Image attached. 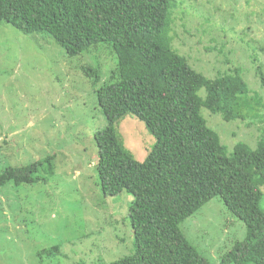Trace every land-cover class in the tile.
I'll return each mask as SVG.
<instances>
[{"label":"rangeland","instance_id":"374dc122","mask_svg":"<svg viewBox=\"0 0 264 264\" xmlns=\"http://www.w3.org/2000/svg\"><path fill=\"white\" fill-rule=\"evenodd\" d=\"M173 3L172 49L207 79L239 69L250 95L264 104L257 75L258 69L264 74V0ZM115 67L103 44L69 58L48 35L26 36L0 23V173L52 156L45 182L0 189V264H109L131 254L132 197L102 195L93 139L106 126L96 92ZM89 68H98L95 86L84 72ZM200 115L228 156L239 143L254 150L264 129V107L261 121L224 122L205 109ZM117 131L134 160L143 162L155 143L143 123L128 116ZM179 231L210 264H220L246 235L218 198L185 219ZM55 245L54 257L39 256Z\"/></svg>","mask_w":264,"mask_h":264},{"label":"trees","instance_id":"16d2710c","mask_svg":"<svg viewBox=\"0 0 264 264\" xmlns=\"http://www.w3.org/2000/svg\"><path fill=\"white\" fill-rule=\"evenodd\" d=\"M173 0H0V23L23 35L51 37L67 57L105 45L116 67L96 92L106 120L93 139L104 197H132L127 220L129 256L109 264H210L179 225L218 198L246 229L220 264H264V129L254 150L237 144L230 156L200 110L224 122L261 121L264 104L236 69L207 79L172 49ZM99 81L98 68L86 69ZM261 87L264 74L257 70ZM203 91V96L200 93ZM128 116L143 123L155 143L141 163L124 148L117 128ZM52 156L25 167H6L0 189L45 182ZM55 245L39 256L54 257Z\"/></svg>","mask_w":264,"mask_h":264}]
</instances>
